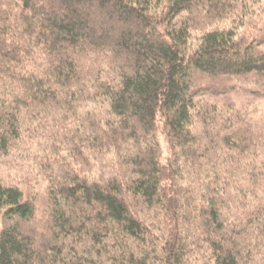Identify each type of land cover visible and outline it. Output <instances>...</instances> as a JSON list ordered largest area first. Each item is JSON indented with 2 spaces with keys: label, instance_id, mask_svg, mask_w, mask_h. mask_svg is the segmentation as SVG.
I'll return each instance as SVG.
<instances>
[{
  "label": "trees",
  "instance_id": "obj_1",
  "mask_svg": "<svg viewBox=\"0 0 264 264\" xmlns=\"http://www.w3.org/2000/svg\"><path fill=\"white\" fill-rule=\"evenodd\" d=\"M230 79L263 93L264 0H0V264H264Z\"/></svg>",
  "mask_w": 264,
  "mask_h": 264
},
{
  "label": "rangeland",
  "instance_id": "obj_2",
  "mask_svg": "<svg viewBox=\"0 0 264 264\" xmlns=\"http://www.w3.org/2000/svg\"><path fill=\"white\" fill-rule=\"evenodd\" d=\"M224 82H225L224 86L226 87L222 90L230 89V91L231 90L233 91L232 100L234 101L237 100L236 106L243 107V108L245 107V109H247L248 111H251L253 114L254 122H256V124H261L264 126V90H263V93L252 91L254 93V95H252L251 91L250 90L247 91V88H246V85L250 82L245 81L244 79H242L240 83L235 82V80L233 79L225 80ZM260 82H257V84H259ZM254 89L258 90L259 86H255ZM228 96H229V100H231L230 94H228ZM161 141H162V147L164 151L163 154L165 155L167 153V146L163 138L161 139Z\"/></svg>",
  "mask_w": 264,
  "mask_h": 264
}]
</instances>
